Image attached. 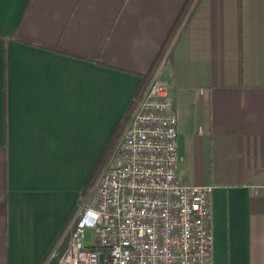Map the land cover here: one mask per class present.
<instances>
[{
    "label": "crops",
    "instance_id": "crops-1",
    "mask_svg": "<svg viewBox=\"0 0 264 264\" xmlns=\"http://www.w3.org/2000/svg\"><path fill=\"white\" fill-rule=\"evenodd\" d=\"M185 1L0 0V264L57 246ZM159 76L212 264H264V0H194Z\"/></svg>",
    "mask_w": 264,
    "mask_h": 264
},
{
    "label": "built area",
    "instance_id": "built-area-1",
    "mask_svg": "<svg viewBox=\"0 0 264 264\" xmlns=\"http://www.w3.org/2000/svg\"><path fill=\"white\" fill-rule=\"evenodd\" d=\"M167 55L47 262L212 264L213 186L177 181L176 115L159 76ZM87 231L92 232L89 242Z\"/></svg>",
    "mask_w": 264,
    "mask_h": 264
},
{
    "label": "trees",
    "instance_id": "trees-1",
    "mask_svg": "<svg viewBox=\"0 0 264 264\" xmlns=\"http://www.w3.org/2000/svg\"><path fill=\"white\" fill-rule=\"evenodd\" d=\"M194 0H186L184 5L182 6L181 10L179 11V13L177 14L165 40L163 41L161 48L157 54V56L155 57L150 69L148 70V72L146 74H143L141 76V82L139 84V87L137 89V92L135 93V96L133 98V100H131V102L129 103L126 112H125V116L123 117L122 121L116 126L113 135L111 136V138L109 139V141L107 142V145L104 149V151L102 152L101 156L99 157L98 163L95 167V169L92 171L91 175L89 176L87 183H86V190L85 192L90 188V186L92 185V182L94 181L95 177L98 175V173L100 172L107 156L108 153L110 151V149L112 148L113 144L115 143L116 139L118 138L125 122L127 121L131 111L133 110L134 106L136 105L140 95L142 94V92L144 91V89L146 88V85L148 83V81L150 80L151 76L153 75L154 71L156 70L158 64L160 63L162 57L169 52L170 47L172 46L173 41L175 40L176 35L179 33V30L181 29V26L185 20V17L188 14V10L190 5L192 4ZM85 194V193H83ZM76 213V212H75ZM73 219V218H72ZM71 219V220H72ZM71 220L69 221V223L71 222ZM69 223L67 224V226L69 225ZM61 237V236H60ZM59 237V238H60ZM65 246V242H63L57 249L58 251V256L62 253V250ZM55 247H53L51 249V251L49 252L47 258L45 259L44 263L47 261L50 253L52 252V250ZM57 256V257H58ZM46 264H55V260H50L48 261Z\"/></svg>",
    "mask_w": 264,
    "mask_h": 264
},
{
    "label": "rangeland",
    "instance_id": "rangeland-1",
    "mask_svg": "<svg viewBox=\"0 0 264 264\" xmlns=\"http://www.w3.org/2000/svg\"><path fill=\"white\" fill-rule=\"evenodd\" d=\"M117 140V139H116ZM114 145V144H113ZM102 153V152H101ZM102 169V168H101ZM101 171V170H100ZM92 173V172H91ZM100 173V172H99ZM99 173H98V175H99ZM97 175V176H98ZM97 176L95 177V179L94 180H96L97 179ZM93 185H94V181L92 182V185L90 186V187H93ZM89 190V189H88ZM87 192V191H86ZM86 192H84L85 194H83V196H82V198H81V203H79V207H80V205L83 203V200H84V198H85V195H86ZM78 207V208H79ZM78 210V209H77ZM85 239H86V241H91V239H92V232L91 231H87L86 233H85ZM47 262V261H46ZM46 262H45V264H46Z\"/></svg>",
    "mask_w": 264,
    "mask_h": 264
}]
</instances>
